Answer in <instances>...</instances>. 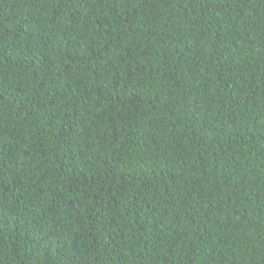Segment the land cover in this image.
<instances>
[{
  "label": "trees",
  "instance_id": "trees-1",
  "mask_svg": "<svg viewBox=\"0 0 264 264\" xmlns=\"http://www.w3.org/2000/svg\"><path fill=\"white\" fill-rule=\"evenodd\" d=\"M0 264H264V0H0Z\"/></svg>",
  "mask_w": 264,
  "mask_h": 264
}]
</instances>
